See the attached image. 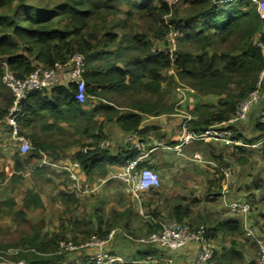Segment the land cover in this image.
Instances as JSON below:
<instances>
[{"label": "trees", "instance_id": "obj_1", "mask_svg": "<svg viewBox=\"0 0 264 264\" xmlns=\"http://www.w3.org/2000/svg\"><path fill=\"white\" fill-rule=\"evenodd\" d=\"M48 1L43 8L29 7L30 13L20 15V21L18 14L26 7V0H0V62H6L17 78H24L37 67L49 68L56 62H65L75 52L84 53L88 61L84 75L87 94L95 103L90 110L86 107L88 99L78 103L73 85L35 91L23 102L18 119L25 127L39 118L44 119L47 114L61 120L73 116L84 123V133L93 139L91 144L96 145L104 139L103 128L111 121L125 132H134L146 114L169 110L170 89L164 86L167 81L169 87L183 85L203 95L220 96L217 104H199L194 110L197 119L193 120L192 116L188 129L203 133L210 126L231 118L239 101L255 88L264 70V48L258 47L259 43L264 47L263 22L256 6L246 0H183L191 13L182 19H171L180 33L174 61L167 55L154 53L152 46L155 41L160 43L164 39L163 16L171 14L182 0L172 8L165 0ZM14 3L17 4L13 6ZM123 6L127 18L117 25L112 24L110 16ZM12 7L15 8L12 15L4 14V10ZM135 14L140 15L141 23L134 22ZM171 68L175 74L167 76L165 72ZM3 71L0 65V82ZM12 101L13 96L8 108L0 112L3 123ZM254 128L261 133L259 137L264 136L261 118ZM31 137L33 149L28 158H38L41 152L56 149L34 134ZM232 147L234 151H244L246 146ZM109 154V150L94 149L86 154L78 153L76 157L82 167L90 170L99 157L106 159ZM135 155L118 161L123 165L136 158ZM213 158L218 160L216 156ZM14 159L15 171H23L20 151ZM218 173L223 177L221 170ZM255 185L261 187L259 183ZM29 198L42 205L33 192L29 193ZM170 212L172 221L196 227L189 221L191 203L174 201ZM148 214L152 218L149 220L151 233L160 228L153 222L160 216L154 210ZM259 216V231L264 232V212ZM204 227L213 240L212 232L220 227L231 233H244L238 220H229L216 228ZM95 231L99 235L107 233L101 226ZM62 238L63 234L54 233L49 239L34 241L26 250H19L15 259L27 264H74L69 254L59 249ZM217 252L218 248L215 256ZM230 254L229 250L227 255Z\"/></svg>", "mask_w": 264, "mask_h": 264}, {"label": "crops", "instance_id": "obj_2", "mask_svg": "<svg viewBox=\"0 0 264 264\" xmlns=\"http://www.w3.org/2000/svg\"><path fill=\"white\" fill-rule=\"evenodd\" d=\"M165 74L168 76L171 75L172 72L167 70ZM177 82H179V80H177ZM174 91H171L168 95L170 106L169 110L158 114H146L143 117V121L139 129L134 132H125L118 123L111 121L110 123L105 124L103 128L104 139H102L96 145H92L91 143L93 142V139L88 134L84 133V127L82 125L83 122L81 120L78 121L75 117L73 118V116L69 117L68 119L65 118L61 120L56 119L49 114L46 115L44 118V121L46 122L44 124L43 130L47 133H61L63 131L67 133L71 131V126H73L75 127V134L79 133L82 136L80 139L85 138L87 145L86 147H91L92 151L94 149H100L97 147L102 141L107 140L110 142V146L103 149L109 150L110 154L108 158L102 159L103 157H99L98 159L100 160L97 161L96 159L97 164L92 168H89L90 170H86L84 167H82V165L78 169L81 182L98 186V190L95 193L78 199L68 197L65 193V189L70 183V175L63 167L72 163L74 160H78L76 156L78 153L82 152V148H80L79 143L75 142L78 140L77 138H75L74 141H67V143L64 145L59 142L48 143L49 146L56 147L55 150H48L52 164H45L41 166L42 156L38 158H28L24 156L26 154H22L20 152L25 170L23 169L24 172L15 171V173L29 176L32 174L33 169H36V171L33 172L34 174L47 173V177L52 178H49L48 180L53 181H56L57 179L58 181H61L62 177L65 176L68 178L69 182L65 188L63 185H61L60 189L55 192L57 193L56 196H58L57 199H62L64 203L67 202L66 206L68 205V207L72 206L70 204L72 203L71 201L86 199L93 195L105 196L109 200L114 199L117 200V202L122 200L121 198L125 196L128 198V200L122 202L118 207H115L110 212L108 218L110 219L109 225L116 223L122 225L123 228L127 230V232L135 234H147L151 230L148 220L143 222V226H139V228L136 226L137 222L134 220V214L136 213L135 210H139L141 206L139 200L129 192L128 185L119 181V183H121L120 186L122 187L121 191H114L109 185L118 181L107 180L111 174H113L122 166L119 163L120 161H118L119 159H128V157L131 155H138L139 150L137 148V143L142 142L147 149L152 147L157 149L149 154V156L141 163V166L154 169L159 173L161 179V185L158 188H153L141 194L142 208L145 206V208H147L149 211H156L161 218L172 219L170 210L173 202L177 200L189 202L192 204V214L189 221L193 225L196 226L203 222L206 223L208 227L216 228L217 226H220L229 220H238L241 222L244 231L246 224L252 226V220L250 218L251 214L247 216L240 213L232 214L228 209V204L234 201L244 200V198H234L235 194L240 192L245 197L251 193H257L260 195L262 189L261 184V187H256V185L249 186L248 183H244L242 181L239 182V186H235V188H233L232 186H229L231 177L233 174L236 175L237 172L239 173L240 171H235L234 169L232 170L230 167H227L231 169V174L227 178L223 175L222 181L220 182L218 175H215V171L213 170V168H217V164L206 159L207 157L213 158L212 156H217L218 162L223 161L220 166L222 173L226 169V167L221 168L223 164H229L230 166L236 165L237 167H240L234 153L228 154V149H233V147L230 145H222L212 140H204L190 142L189 144L185 145L187 147L183 146L182 152H177L172 148L179 143V139L182 136L181 134H183V119L178 113H176L177 111L175 105L177 106V104L182 102L185 106V109L193 116V120H196L197 116L194 112L196 106L199 104L215 105L218 103L220 96L214 94L203 95L190 87H186L181 90H178L176 87ZM90 101L91 102L86 104L88 110H90L95 103V100L93 101L90 99ZM257 109L258 108H254L253 112L250 114L251 117H249L250 122H253L254 125L257 121L255 117L258 116V113H256ZM97 116L100 120H103V117L99 115ZM38 120L39 122L42 121L41 118ZM246 122L247 120L237 122L234 128L240 133V130L243 128V124ZM35 124L36 121L31 126ZM255 132L258 131L254 128V133ZM259 136H257V138H253L254 140L251 139L250 142H253L254 144L259 142L262 138ZM66 138L68 139L70 137ZM54 140H52V142ZM263 145L264 143L260 144V146ZM260 146H252L251 148L256 149ZM64 148L68 149L63 155V150H65ZM53 152H55L57 156L53 157ZM198 156H200L202 160H198ZM32 163L35 164L32 165ZM55 177L57 179H55ZM234 178L235 177L232 179ZM213 180H215L216 183H219L216 185L217 189L215 186L211 185L216 184L213 183ZM211 189H216V191H212ZM29 191H32L39 197V199H41L38 193L32 189ZM186 191H189L188 197L187 193H185ZM261 195L263 194L261 193ZM143 197L147 200H145V203L143 202ZM262 197L259 198L257 207L261 205L260 199ZM53 199H55L54 195ZM101 208V206H96L91 210V215L94 214L95 218L94 228L96 230L99 228V226H101L103 230L108 232L109 228L113 224L110 227L108 225L107 228H103L105 219L102 220L103 212L101 213ZM257 230V232H260L259 226ZM120 234L121 233H118L117 236L115 235L116 239L108 246L107 251L115 256L121 257L122 260L127 264H146L154 256H163V254L164 256H173L175 264L195 263V253L197 250L196 243H192L184 248H180L168 253L153 245L141 244L138 242L132 243L131 240L123 238ZM212 234L214 240H217L218 242V253L214 257L212 264H219L222 261L223 264H250L251 261H254L253 263L257 264L256 260L251 258L250 252L248 250L249 246L240 240L241 237L238 236L240 234L231 233L230 231H227L225 228L221 227L218 230L215 229ZM229 250L232 254L227 255ZM91 257V251H88L87 253H81V256L77 258L75 256L72 258L69 255V258L74 264H92Z\"/></svg>", "mask_w": 264, "mask_h": 264}, {"label": "rangeland", "instance_id": "obj_3", "mask_svg": "<svg viewBox=\"0 0 264 264\" xmlns=\"http://www.w3.org/2000/svg\"><path fill=\"white\" fill-rule=\"evenodd\" d=\"M48 0H26L25 5L26 7L22 8L20 13L18 14V18L23 17L24 15H27L30 13L28 10L29 7H45L47 3H49ZM214 1V0H211ZM229 2L233 0H228ZM247 2V1H245ZM17 3H14L13 6H15ZM224 4V3H220ZM125 6L121 8L119 12H116L115 14L110 16L111 23L117 25L120 20L126 19L127 16L125 14ZM191 9L189 6H184L183 0L181 4L174 7L171 11V16L169 17V20L171 19H182L185 18L189 13H191ZM15 8L12 7L11 9L4 10V14L10 16L13 14ZM3 12V11H2ZM142 18H140L139 14H135L134 16V22L136 21L138 24L141 23ZM23 22V19H22ZM24 24V23H23ZM263 82V81H262ZM264 84V82H263ZM164 86L167 89H170L171 91H174L176 89L175 85H172L169 87V84L167 81L164 82ZM175 92V91H174ZM12 97L11 90L3 84L2 80L0 82V112L4 111L6 108H8L9 100ZM88 102H91L88 98ZM259 106V107H258ZM176 107V105H175ZM254 108H258L257 112L258 116H254L256 119L261 118L264 113V95L261 98L260 102L254 105L252 110L253 112ZM179 109L182 111H187L185 109V106L182 103V106L180 104ZM249 114V117H251ZM257 115V114H256ZM248 117L247 122L243 124L242 130H240V133H238V136L241 137L243 140V143L245 144L244 151H237L235 152L234 149L229 148V153H234L235 158H237L238 164L240 167L230 166L229 164L225 165L223 164L221 168H227L230 167L232 170L240 171L237 174H233L229 183V186H232L235 188V186H239V182L248 183L249 186H253L256 183L261 184L262 189L261 193L263 195H258L257 193H251L250 195H247L246 197L240 193L235 194L234 198H240L244 200L241 201H248L253 206V211L251 213V220H252V226L257 230L258 226L260 228L261 225V219L259 214L264 212V145L260 146L259 148H251L252 143L250 142L251 139L257 138V136L260 135V133L255 132L254 133V123L250 122V118ZM45 119H42L41 122L39 120H36V124L33 126H23L22 122H19V129L20 132H23L24 135L30 138L33 146V140L31 137V134H34L35 136L39 137L41 140H43L44 144L48 143H56L59 142L61 144H66L67 141H74L75 138L78 140L75 142L79 143L80 148L86 147V140L80 139L82 136L79 133L75 134V127L71 126V131L65 133L64 131L59 132H53V133H47L44 129V124L46 121ZM246 121V120H245ZM84 126V123L82 124ZM183 130V128H182ZM182 135V134H181ZM70 137V138H66ZM56 139V140H54ZM52 140H54L52 142ZM62 140V141H61ZM85 142V143H84ZM89 143V142H87ZM258 143V142H256ZM255 143V144H256ZM259 143H264V136L261 138ZM17 143L12 138V132L11 129L2 121H0V264H8V263H15L23 260H16L15 257H18L19 250H26L30 247V243L41 240V239H49L54 233H61L64 235V238H62L59 242L63 240L62 243L64 245H74L77 247L74 251H67L66 248L62 247V243H59V249L62 252H67L72 258L75 256L76 258L81 256V253H87L88 251H92V248L86 246L87 243L92 241V237L94 234H97L94 228V214H92L91 210L92 208L96 206H101V213L102 220H104V229L107 228V226L110 224L109 214L110 212L115 208L118 207L122 202L127 201L128 198L125 196L122 197L119 202L114 199H108L105 196H99V195H93L91 197H88L86 199L78 200V201H71L70 203L72 206L68 205L66 206L67 202H63L62 199H57L58 196H56V192L58 189H60L61 185L65 186L69 182L68 178L65 176L62 177L61 181L54 180H48L51 177H47V173H41V174H34L33 172L36 171V169L32 171L31 175H23V174H16L15 173V155L18 151ZM254 145V143H253ZM187 147V146H185ZM232 147V146H231ZM254 147V146H253ZM63 155L66 153L68 148H64ZM231 151V152H230ZM182 152V151H181ZM214 155V154H213ZM25 157H28V154L24 155ZM213 157V156H212ZM217 157V156H216ZM206 158V157H204ZM209 161L215 162L217 164V168H213L215 171V175H218V179H220V182L222 181V175L218 173L220 170V166L222 162H218L215 158H206ZM198 160H202L200 156H198ZM217 161V162H216ZM33 162V161H32ZM35 163H32V165ZM39 167V166H38ZM33 168V167H32ZM25 170V169H24ZM24 172V171H23ZM248 172V173H247ZM235 177L234 179H232ZM238 177V178H237ZM213 183H216L213 181ZM211 184L213 186L218 185ZM121 183L113 182L111 185V189L114 191H121ZM33 190L36 193L39 194L40 200L42 202V205H37L36 203H32L29 198V193ZM119 189V190H118ZM188 189V188H187ZM217 189V188H216ZM216 189H211L212 191H216ZM211 191V192H212ZM188 192L187 197H188ZM53 195L55 196V199H53ZM263 196V197H262ZM261 201V205L259 207V198ZM39 198V197H38ZM78 199V198H77ZM145 198L143 197V202L145 203ZM147 201V200H146ZM11 202L12 204H10ZM257 207V208H256ZM144 213L142 214L139 210H135L134 214V220L137 222L135 225L139 228V226H143L144 221H151L152 218L148 215L149 210L143 207ZM211 213V212H210ZM209 213V214H210ZM107 219V220H106ZM257 220H259V225L257 224ZM159 221H172L168 218H156L153 222H159ZM113 224V225H112ZM111 227L109 228L107 234L101 235V236H108L109 233L112 230H116L115 232L121 233L123 238L131 240L133 242H138L137 239L144 237L147 234L143 233H130L127 232L125 228H123L120 224H114L112 223ZM195 226V225H194ZM198 226H207L206 223H199L196 225ZM94 228V229H93ZM258 231V230H257ZM115 235L117 236V234ZM264 233V232H261ZM114 235V238L107 244V247L116 239V236ZM241 237V241L248 245V250L250 252L251 258H254L256 260V263L258 264V255H259V249L258 246L252 242V240L247 239L245 234L243 233L238 235ZM140 243V242H138ZM215 243L218 245L217 240H215ZM143 244V243H141ZM66 249V250H65ZM218 253V252H217ZM80 254V255H79ZM216 261V259H215ZM92 262V259H91ZM254 262V261H253ZM252 261L250 264H254ZM219 264H223V261ZM225 264V263H224Z\"/></svg>", "mask_w": 264, "mask_h": 264}, {"label": "built area", "instance_id": "obj_4", "mask_svg": "<svg viewBox=\"0 0 264 264\" xmlns=\"http://www.w3.org/2000/svg\"><path fill=\"white\" fill-rule=\"evenodd\" d=\"M238 1V0H236ZM256 6L257 13L263 22L264 31V0H246ZM166 4L172 8L180 3V0H165ZM217 2V1H216ZM219 2V1H218ZM171 14L163 16L166 31L162 42H154L152 51L167 55L172 61L175 60L174 53L178 48L179 31L174 24L169 20ZM259 48H264L261 43ZM3 67L2 81L11 90L13 101L8 109L5 117V124L10 127L12 138L18 144L19 151L22 154H28L33 149L32 142L29 137L22 134L19 129V117L22 115L23 102L27 97L35 91L50 89L58 86L73 85L75 88V99L80 103H85L88 99L86 82L84 75L88 68L87 57L84 53L75 52L65 62H56L52 67L44 68L37 67L28 76L24 78H17L8 68L6 62H0ZM172 74H175L174 69L171 68ZM264 70L259 76V80L255 88L248 93V95L239 101L235 112L227 121L210 126L203 133H194L188 129V125L192 120V115L188 111H182L179 106L182 102L177 104L176 113L182 119L183 134L179 139V143L173 146L177 152H181L183 146L192 141L212 140L222 145L230 146H245L241 137L238 136V130L234 128L235 124L240 121L248 119L250 111L260 102L264 95ZM184 87L179 85L178 90ZM261 122L264 123V113L261 117ZM261 143H256L252 146L258 147ZM110 146V142L102 141L97 148L105 149ZM139 153L136 158L128 160L118 170H116L107 180H117L128 185L129 192L135 196L140 202V212L143 214L141 194L153 188H158L161 185L159 173L152 168L142 167L141 163L157 148L147 149L142 142L137 143ZM91 147L82 148V153L86 154ZM42 160L41 166L45 164H52L50 155L47 152H41ZM81 167L79 160H74L72 163L65 165L63 168L70 175V183L65 189V193L74 198H82L91 195L98 190V186L88 183H83L80 180L78 169ZM224 177H229L231 169L226 168L223 171ZM106 181V180H105ZM228 209L232 214L249 215L252 211L251 203L248 201H234L228 204ZM159 224L158 230L152 231L148 235L137 239L138 242L149 244L158 247L164 252H172L174 250L184 248L192 243L197 244L194 264H212L215 252L218 248L215 241L207 234L204 226L192 227L185 223L177 221H159L154 222ZM116 230H112L108 236H101L94 234L91 242L86 246L92 248V264H127L121 257L115 256L107 251V244L114 238ZM245 236L252 240L259 249L258 264H264V233L257 232V230L246 224L244 227ZM63 240L60 242V244ZM67 251H74L77 249L74 245H64ZM65 249V250H66ZM8 264H27L25 261H19ZM143 264V263H139ZM145 264V263H144ZM146 264H175L173 256H154Z\"/></svg>", "mask_w": 264, "mask_h": 264}, {"label": "water", "instance_id": "obj_5", "mask_svg": "<svg viewBox=\"0 0 264 264\" xmlns=\"http://www.w3.org/2000/svg\"><path fill=\"white\" fill-rule=\"evenodd\" d=\"M57 156V154L55 152H53V157Z\"/></svg>", "mask_w": 264, "mask_h": 264}]
</instances>
